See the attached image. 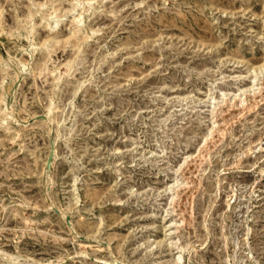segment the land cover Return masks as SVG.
<instances>
[{
  "label": "rangeland",
  "instance_id": "1",
  "mask_svg": "<svg viewBox=\"0 0 264 264\" xmlns=\"http://www.w3.org/2000/svg\"><path fill=\"white\" fill-rule=\"evenodd\" d=\"M70 2L0 0V264H264V0Z\"/></svg>",
  "mask_w": 264,
  "mask_h": 264
},
{
  "label": "bare ground",
  "instance_id": "2",
  "mask_svg": "<svg viewBox=\"0 0 264 264\" xmlns=\"http://www.w3.org/2000/svg\"><path fill=\"white\" fill-rule=\"evenodd\" d=\"M97 0H71L70 2V7L68 9V11H70L69 17L71 18V21L74 22L76 24L77 27H80V23L83 20V13L78 11V7H81V10H84V4L86 5H93V3H95ZM46 3H41V5H45ZM56 9L52 4H50V6L47 8L45 13H41V17L44 19V25L47 28V32H49V30L53 29L54 25L57 24V22L59 20H61L60 15H58L56 13ZM28 17L30 18L29 20H23L22 23L23 25L27 26V32H32L33 30V26L29 24V22H31L32 17H33V13L32 12H28ZM75 27V28H77ZM74 29V31L78 30V29ZM52 33L55 34V31H52ZM18 35V34H17ZM20 36H24L28 37V33L27 34H23L22 32L19 33ZM54 36V35H53ZM52 56V54L50 55ZM247 91V89H242L241 93L239 95H234L232 99H225L222 101V105H220V110L221 112L225 111L227 108H230L232 106H249V104H251V100H255L256 98V94L257 92H259V89L257 90V92H253V94L249 97L247 95H245V92ZM48 119H50V117H48ZM215 131L214 128H211L206 135L203 137V143L199 146L197 153L195 154V156H199L200 155V149L202 148V146L213 137V132ZM191 179H189L188 177L185 178L184 182L179 185L175 191L173 196L171 197V203L173 206V211H177V207L180 206L179 204V200L182 199V197L186 194V193H190V196L192 195V190L190 188V183H191ZM177 213L180 215L179 220H178V224L179 226H181L182 224L185 223L187 216L184 214V211L179 209V211H177ZM206 229H208L206 227ZM188 245H190L188 243ZM182 259V255L178 254L176 259L174 260V262L177 264L179 261H181ZM115 262L117 263V259H115ZM112 264V263H111ZM119 264H127L126 262L120 260Z\"/></svg>",
  "mask_w": 264,
  "mask_h": 264
}]
</instances>
